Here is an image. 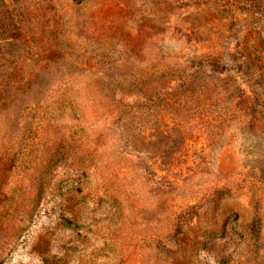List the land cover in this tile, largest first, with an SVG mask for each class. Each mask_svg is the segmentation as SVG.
I'll return each mask as SVG.
<instances>
[{"label":"rangeland","instance_id":"obj_1","mask_svg":"<svg viewBox=\"0 0 264 264\" xmlns=\"http://www.w3.org/2000/svg\"><path fill=\"white\" fill-rule=\"evenodd\" d=\"M0 264H264V0H0Z\"/></svg>","mask_w":264,"mask_h":264},{"label":"trees","instance_id":"obj_2","mask_svg":"<svg viewBox=\"0 0 264 264\" xmlns=\"http://www.w3.org/2000/svg\"><path fill=\"white\" fill-rule=\"evenodd\" d=\"M113 80V79H112ZM181 80V82L179 83V85H181L182 83H183V80L184 79H180ZM67 83V82H66ZM65 83V84H66ZM113 83H114V81H113ZM186 82H184L183 83V85L185 84ZM119 84H117L116 86H118ZM62 87H64V84L63 83H61V84H59V85H57V88H58V90L60 91L61 89L63 90V88ZM112 87V86H111ZM120 90H123L122 88L120 89ZM57 91V90H56ZM151 91H155V94H158L159 92H158V90L156 89V88H153L152 87V89H151ZM157 96V98H159V99H161V97L159 96V95H156ZM156 96H155V98H156ZM146 97H148V100L149 99H152L154 96H146ZM56 99H57V101L59 102V108H64V106H66V104L65 103H67V97H64L62 94L60 95V96H58V97H56ZM74 110V109H73Z\"/></svg>","mask_w":264,"mask_h":264}]
</instances>
